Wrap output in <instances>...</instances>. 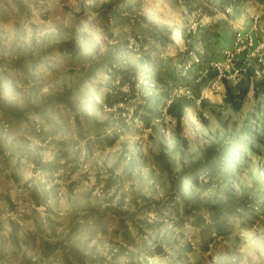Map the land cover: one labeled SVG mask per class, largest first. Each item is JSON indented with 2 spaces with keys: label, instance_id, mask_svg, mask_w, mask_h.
I'll return each mask as SVG.
<instances>
[{
  "label": "rangeland",
  "instance_id": "obj_1",
  "mask_svg": "<svg viewBox=\"0 0 264 264\" xmlns=\"http://www.w3.org/2000/svg\"><path fill=\"white\" fill-rule=\"evenodd\" d=\"M263 77L264 0H0V264H264Z\"/></svg>",
  "mask_w": 264,
  "mask_h": 264
},
{
  "label": "trees",
  "instance_id": "obj_2",
  "mask_svg": "<svg viewBox=\"0 0 264 264\" xmlns=\"http://www.w3.org/2000/svg\"><path fill=\"white\" fill-rule=\"evenodd\" d=\"M100 17V19H101V16H99ZM64 51V53L65 54H67V55H69V56H71V57H77V55H78V50H77V48H76V46H75V44H73V45H71L68 49H64L63 50ZM256 89H257V91H258V93L259 94H263L264 95V77H263V79L262 80H260V81H258V83L256 84ZM250 137H252V136H250ZM222 151V150H221ZM221 151H215L214 152V154L212 155V162H211V169H207L205 172L206 173H209V171H213L215 168H216V164H214V161L216 160V159H218V160H220L221 158H223V155H221L220 153H221ZM209 161V160H208ZM189 178L190 177H188V178H182V183L184 184V183H187L191 188L192 187H199L198 186V184H192V183H190V182H188V180H189ZM240 207V206H239ZM218 209H216V212L213 214V215H217V213H218Z\"/></svg>",
  "mask_w": 264,
  "mask_h": 264
}]
</instances>
